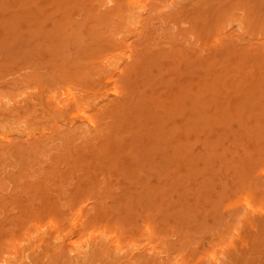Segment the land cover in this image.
<instances>
[{
    "label": "rangeland",
    "instance_id": "1",
    "mask_svg": "<svg viewBox=\"0 0 264 264\" xmlns=\"http://www.w3.org/2000/svg\"><path fill=\"white\" fill-rule=\"evenodd\" d=\"M0 264H264V0H0Z\"/></svg>",
    "mask_w": 264,
    "mask_h": 264
},
{
    "label": "bare ground",
    "instance_id": "2",
    "mask_svg": "<svg viewBox=\"0 0 264 264\" xmlns=\"http://www.w3.org/2000/svg\"><path fill=\"white\" fill-rule=\"evenodd\" d=\"M43 10V9H42ZM44 11V10H43ZM45 16H46V14H44ZM60 103H61V101H60ZM197 105V104H196ZM63 106V105H62Z\"/></svg>",
    "mask_w": 264,
    "mask_h": 264
}]
</instances>
